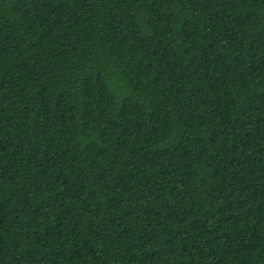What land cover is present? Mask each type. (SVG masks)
<instances>
[{"label": "trees", "instance_id": "16d2710c", "mask_svg": "<svg viewBox=\"0 0 264 264\" xmlns=\"http://www.w3.org/2000/svg\"><path fill=\"white\" fill-rule=\"evenodd\" d=\"M0 264H264V0H0Z\"/></svg>", "mask_w": 264, "mask_h": 264}]
</instances>
